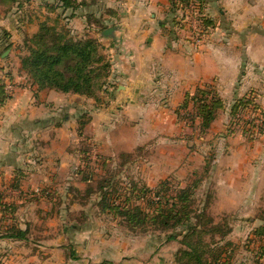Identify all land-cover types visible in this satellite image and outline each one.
Wrapping results in <instances>:
<instances>
[{
	"label": "crops",
	"instance_id": "0c3cea01",
	"mask_svg": "<svg viewBox=\"0 0 264 264\" xmlns=\"http://www.w3.org/2000/svg\"><path fill=\"white\" fill-rule=\"evenodd\" d=\"M98 1L112 11L111 18L106 16L99 21L106 29H114L110 37H104L103 33L100 37L110 59L108 87H114V92L108 94L111 97L105 101L106 109L78 95L37 91L20 67L25 39L35 35L41 23L70 28L76 35L97 32L98 28L89 21V16L95 15L92 7L72 12L61 10L52 0L0 3V60L7 66L10 64L11 80L16 82L14 96L0 103V175L8 177L6 173L10 172L15 190L24 188L22 181L25 175L31 176L32 166H66L69 163L67 145L77 140V122L85 112L91 113L86 115L90 124H99V133H105L114 153L128 143L118 132L121 125L117 130H109L108 123H118L115 118L119 116L122 123L137 121L139 117L146 123H164L166 120L156 118L151 104L160 101L163 112L167 111L165 108L176 111L205 86L212 87L228 105L248 96L264 114V0H204L208 10H217L220 17L213 19L214 32L199 48L190 46V42L181 39V33L173 31L176 14L174 12L173 16L170 11L172 0ZM218 7L235 15L233 21L226 19L225 12ZM62 14L69 18L63 20ZM230 26H234V34L230 33ZM12 54L15 60H11ZM112 107H120V114L116 115ZM216 124L217 121L211 127L212 134H216ZM173 128L175 125L157 127L160 133L170 130L171 135ZM116 132V139H111ZM179 132H175V137L181 138L182 131ZM234 139L223 161L215 166L222 182L216 191L217 201L219 206L220 203L230 204L226 209L239 213L247 211L243 216L249 218L257 205L264 203V132L256 142H247L238 135ZM44 140L50 146L48 149L39 148ZM51 140L56 144H50ZM25 171L28 173L24 174ZM16 173L20 174L17 182ZM11 203L17 207V220H21L20 212L24 210L25 217L30 216L28 220L33 221L32 225L30 222L23 226L18 224L21 230L29 232L36 228L37 232L45 234L43 244L38 247L42 248L43 257L40 261L37 260L39 256L23 253L34 247L33 243L0 239V264H153L155 261L156 264H170L171 258L165 261L158 256L163 254L162 247L154 250L146 260V245L123 248L121 240L104 243L105 239L100 240L92 234L90 226L77 227L63 222L58 226H43L33 220L41 212L37 214L36 210L29 209L30 200L22 198L20 202L18 196H0V204ZM69 234V238L64 237ZM6 251L12 256V261L7 263V259L2 258ZM17 252L20 254L14 258L12 253L16 255ZM126 252H135V255L124 256Z\"/></svg>",
	"mask_w": 264,
	"mask_h": 264
},
{
	"label": "rangeland",
	"instance_id": "374dc122",
	"mask_svg": "<svg viewBox=\"0 0 264 264\" xmlns=\"http://www.w3.org/2000/svg\"><path fill=\"white\" fill-rule=\"evenodd\" d=\"M173 2L177 5L175 8L176 27L172 28L173 31L181 33V39L190 42V46L192 45L194 48L203 46L207 42V38L214 32L215 25H211V23H215L213 19H219L220 13L217 10L209 11L204 0H200V2L189 0L186 1V4L179 3L178 0ZM95 3L92 6L93 13H95L93 20L101 21L106 19V16L111 18L112 11L107 10L103 4H99L98 0ZM218 10H223L226 14L224 17L230 22L233 21L235 15H231L223 7H218ZM61 16L63 20L69 18V15L63 17L64 14H62ZM54 25L60 27L58 24ZM92 28L94 27L92 26ZM67 29L72 35H76L70 28ZM230 33H235L234 26H230ZM24 55H26L25 52H23ZM7 56L9 57V55ZM15 58L16 56L12 54L11 60H15ZM3 61L0 60V84L3 85V91L9 100L16 92V82L11 80L10 64L7 66ZM109 89L107 84V88H104L98 95L100 102L97 106L106 109L105 101L111 97L108 94L114 92L113 86L112 89ZM216 94L218 95V93ZM164 101L167 99L165 98ZM158 103L153 106L151 104V110L156 113V118L159 121L166 120L164 123L155 124V122L149 123L148 121L146 123L143 117H139L137 121L122 123L119 121L121 120L119 116V119L115 118L118 123L113 121L107 124L106 128L109 130H117L121 125L118 132L121 137L127 138L128 145L115 153L103 135L105 133H99L101 130L99 124H90V121H87L88 116L86 115L90 112L83 113L77 122V140L68 142L69 145H67L66 153L71 157L69 163L66 166H53L52 164L32 166L31 176L25 175L24 180L22 178L24 188L20 191L13 188L10 172L6 173L8 177L2 174L0 175V196L6 198L18 196L20 202L22 198L30 200L32 203L29 209L36 210L37 214L38 211L41 212V215L39 214L41 218L34 216L33 220H38L43 226L52 224L58 226L59 222L77 227L90 226V229H93L92 234L94 233L100 240L105 239L104 243H116L121 240L123 248L135 245L137 247L142 245L143 248L146 245V260L154 250L162 247L160 252L163 254L158 256L163 260L171 258L170 264H174V255L178 249L183 248V245L178 242L166 243L164 238L158 240L150 232L151 229L146 234L135 235L120 223V219L101 209L97 204L101 199L97 190L102 183L107 187L115 186L122 196L120 200L128 197L131 200L130 203L133 202V206L136 208V206L143 207L144 200L147 198L157 201L156 189L160 191L168 189L167 196L170 197L175 195V191L190 186L192 188L190 197L192 214L197 219L200 212L206 215L200 222L207 226L209 235L205 237L204 241L213 251L211 255L219 256L218 260L222 264H264V203H259L253 210L252 217L249 218L244 217L247 215V211L239 213L232 211L233 209H226L231 207L230 204L220 203V207L216 191L222 182L215 168L224 154L228 152L229 144L234 142L236 135L243 136L247 142L258 141L257 138L260 137L261 131L264 132L263 111L258 106L257 109L248 108L237 111L233 116L231 109L234 104L228 105L223 102L222 110L218 112L217 118L212 123L213 125L217 121L214 126L216 134H212V126L204 134H201L198 120H192L188 116L189 108L188 110L176 109L175 112L171 108H163L167 110L163 112L160 108V101ZM112 110L116 111V115L120 114L118 112L120 107H112ZM173 119H175L174 124L172 123ZM157 125H175V128L171 135L170 130H162L160 133ZM179 131H182L181 138L175 137V132L180 133ZM116 135L117 132L111 139H116ZM144 135H147V138L142 140ZM55 136L58 138L57 135ZM52 143L56 144L51 140L50 144ZM40 147L48 149L50 146L44 140ZM43 158L46 159V157ZM50 158L52 157L50 156ZM103 162L104 166H102ZM26 173L28 172L25 171L24 174ZM89 174H92L93 181L87 184L83 178ZM88 189H93L94 192L88 195ZM144 190L145 196L142 197ZM61 197H65V199L61 200ZM9 200L11 202V199ZM115 205H119V201H116ZM146 210L149 212L154 209L147 205ZM48 214L50 217H47ZM59 215H61V219H59ZM20 216L21 220L18 219V222L21 226L28 222L33 224V221L28 220L30 216L28 219L25 217L24 210L20 212ZM17 218H19L18 215ZM35 229L27 231L25 240L33 243L34 247L31 246L23 253L39 256L40 259L36 258L41 261L43 251L38 247L39 244H43L45 234L37 232ZM64 237L69 238L70 234ZM53 238L56 241L57 238ZM150 246L152 249L149 248ZM150 250L151 252H149ZM135 252H126L124 256L135 255ZM19 254L18 252L16 255L12 253L14 258ZM10 257L12 256L9 251L2 255V258L7 259L6 263L12 261ZM153 264H156V261Z\"/></svg>",
	"mask_w": 264,
	"mask_h": 264
},
{
	"label": "trees",
	"instance_id": "16d2710c",
	"mask_svg": "<svg viewBox=\"0 0 264 264\" xmlns=\"http://www.w3.org/2000/svg\"><path fill=\"white\" fill-rule=\"evenodd\" d=\"M16 1L0 0V3L12 5ZM52 1L63 11L75 12L78 9L92 7L97 0ZM178 1L186 4L189 0ZM196 1L200 2V0ZM175 8L177 5L172 0L170 11L173 15ZM89 19L98 28L97 32L92 30L81 35H72L67 28L44 22L40 24L35 35L25 39L26 55L20 58V67L37 91H56L62 94L78 95L93 100L96 104L100 102L98 95L107 88V78L110 73L107 48L100 41L106 28L99 20H93L92 15ZM175 21L174 19V25ZM5 100L7 96L3 91V85L0 84V103ZM188 107L190 109L187 111L188 116L192 120H198L199 132L204 134L214 123L218 112L222 110L223 102L212 87L205 86L198 89L192 97L187 98L181 109L188 110ZM248 108L257 109V105L252 98L246 96L235 102L231 115L234 116L237 111ZM262 133L263 131L260 134ZM16 178L15 182L20 179L19 173H16ZM83 181L90 184L93 181L92 174L84 176ZM161 187L164 188L163 183ZM191 190L192 188L187 186L186 189L177 190L175 195L168 197V189L163 191L156 189L157 201L147 198L144 200L143 207L135 208L133 202L130 203V198L120 200L122 196L115 186L107 187L102 183L97 190L101 197L97 204L103 211L112 213L115 218L120 219V223L135 235L146 234L151 229L150 232L156 239L164 238L166 243L178 242L183 245V248L178 249L174 255V264H222L218 260L219 256L211 255L213 251L204 241L209 232L207 226L200 220L206 215L200 212L197 219L192 214ZM93 192V189H88L87 194L90 195ZM143 196H145V190ZM116 201H119V205H115ZM147 205L154 210L148 212ZM16 210L17 207L12 204H0V239L26 240L27 231L19 228V222L15 216ZM194 220L196 222H193Z\"/></svg>",
	"mask_w": 264,
	"mask_h": 264
},
{
	"label": "water",
	"instance_id": "95a60500",
	"mask_svg": "<svg viewBox=\"0 0 264 264\" xmlns=\"http://www.w3.org/2000/svg\"><path fill=\"white\" fill-rule=\"evenodd\" d=\"M114 32V29L110 28V29H107L103 32V36L104 37H108V36H111V34Z\"/></svg>",
	"mask_w": 264,
	"mask_h": 264
},
{
	"label": "built area",
	"instance_id": "2783aa9c",
	"mask_svg": "<svg viewBox=\"0 0 264 264\" xmlns=\"http://www.w3.org/2000/svg\"><path fill=\"white\" fill-rule=\"evenodd\" d=\"M196 43V41H194Z\"/></svg>",
	"mask_w": 264,
	"mask_h": 264
}]
</instances>
